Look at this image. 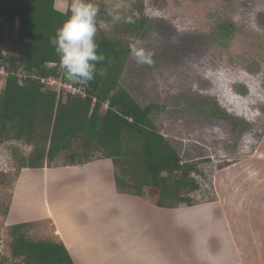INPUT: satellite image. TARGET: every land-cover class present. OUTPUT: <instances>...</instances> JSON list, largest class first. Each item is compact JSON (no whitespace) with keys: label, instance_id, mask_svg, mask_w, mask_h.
Returning <instances> with one entry per match:
<instances>
[{"label":"rangeland","instance_id":"rangeland-1","mask_svg":"<svg viewBox=\"0 0 264 264\" xmlns=\"http://www.w3.org/2000/svg\"><path fill=\"white\" fill-rule=\"evenodd\" d=\"M138 1L148 26L133 37L134 46L150 52V62L138 63L130 54L121 84L142 106H160L151 112L158 129L184 161L198 163L195 204L161 208L120 192L110 159L93 160L99 164L86 173L59 157L45 174L30 169L20 180L17 156L29 155L32 146L8 140L0 144V259L6 264L20 262L11 255V226L32 222L31 237L59 240L53 215L70 232L101 228L115 246L123 244L116 233H135L131 245L164 250L176 264L183 255L187 264L239 262L238 252L221 238L227 227L220 221V234L212 230V213L219 211L211 203L213 174L232 163L264 162V0H95L101 8L95 38L102 31L113 35L120 23L109 11L136 14ZM72 2L56 0V6L66 10ZM5 50L19 52L16 33L7 37ZM2 86L0 78V91ZM14 193L15 207L5 214Z\"/></svg>","mask_w":264,"mask_h":264},{"label":"trees","instance_id":"trees-1","mask_svg":"<svg viewBox=\"0 0 264 264\" xmlns=\"http://www.w3.org/2000/svg\"><path fill=\"white\" fill-rule=\"evenodd\" d=\"M138 3V13L120 14L113 35L102 31L95 38L98 53L106 59L97 63L94 80L85 86L64 77L49 42L67 19L64 13L71 14V3L61 10L56 0H0V66L6 71L0 75V144L9 140L32 146L29 155L17 156L20 170L53 167L50 164L59 157L64 158L63 165L110 159L120 192L143 197L161 208H177L180 203L193 206V194L200 188L195 177L198 163L184 161L158 129L151 112L160 106H142L121 84L135 45L133 37L148 26L144 5ZM126 17L133 22L126 23ZM13 33L20 50L8 53L6 39ZM50 77L80 87L82 92L50 85L44 81ZM31 225L22 222L10 228L11 255L20 259L19 264H74L61 240L35 239L28 232ZM0 264L6 262L0 259Z\"/></svg>","mask_w":264,"mask_h":264},{"label":"crops","instance_id":"crops-1","mask_svg":"<svg viewBox=\"0 0 264 264\" xmlns=\"http://www.w3.org/2000/svg\"><path fill=\"white\" fill-rule=\"evenodd\" d=\"M262 148L260 147L259 155H264L261 153ZM259 161L260 163L256 164L246 161L232 163L225 168L216 169L213 174L216 196L211 203L212 207L219 211L212 213L215 220V227L212 226V230H215L216 234L219 231L220 234L218 223L220 221L227 227V230L224 228V231H221L223 233L221 238L226 239L228 250L238 252L240 260L234 264H264V162L262 163V158H259ZM97 164L91 161L78 166L87 173ZM30 169L42 171L44 174L50 170L48 167L24 168L20 172V180L22 172L26 173ZM15 193L8 215L12 207H15ZM50 217L56 227L58 235L56 238L65 244L74 264H176L173 262L175 255L164 253V250L154 249V252H151L131 245L135 233L129 235L116 233V240L123 244L115 246L110 241L113 237L107 236L101 228L90 225L82 231L75 227L74 231L70 232L68 228L59 227L57 217L54 215ZM66 226L77 225L68 223ZM215 233L212 234L216 235ZM216 244L217 242L213 243ZM183 258L184 262L179 260L180 264H187L185 255ZM256 260L258 262L253 263Z\"/></svg>","mask_w":264,"mask_h":264},{"label":"clouds","instance_id":"clouds-1","mask_svg":"<svg viewBox=\"0 0 264 264\" xmlns=\"http://www.w3.org/2000/svg\"><path fill=\"white\" fill-rule=\"evenodd\" d=\"M99 6L94 0H73L70 15L64 13L67 19L56 29L55 35L49 38L50 44L59 57V68L64 77L76 84L88 85L94 80L97 63L106 57L98 53L96 42L97 16ZM113 21L122 17L112 11L108 13ZM126 23H132L131 17L123 18ZM131 54L138 63H149L151 53L144 49L131 46Z\"/></svg>","mask_w":264,"mask_h":264},{"label":"built area","instance_id":"built-area-1","mask_svg":"<svg viewBox=\"0 0 264 264\" xmlns=\"http://www.w3.org/2000/svg\"><path fill=\"white\" fill-rule=\"evenodd\" d=\"M0 75H2V76L6 75V71H5L3 66H0ZM44 81H47V83L50 84V85H54V84L60 85V83H58L59 80L56 79V78L50 77L48 79H44ZM64 85H65L66 88L68 87L73 93L82 92V89L80 87H75L72 84L67 85V83H64Z\"/></svg>","mask_w":264,"mask_h":264},{"label":"bare ground","instance_id":"bare-ground-1","mask_svg":"<svg viewBox=\"0 0 264 264\" xmlns=\"http://www.w3.org/2000/svg\"><path fill=\"white\" fill-rule=\"evenodd\" d=\"M60 219V218H59ZM58 222L60 223V221L58 220ZM61 224V223H60ZM60 227H61V225H60ZM64 226H62V228H63Z\"/></svg>","mask_w":264,"mask_h":264}]
</instances>
